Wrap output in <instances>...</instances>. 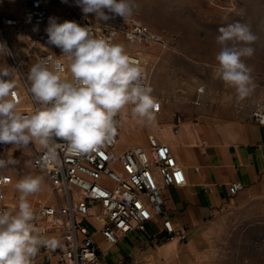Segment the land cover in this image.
<instances>
[{"label":"crops","instance_id":"1","mask_svg":"<svg viewBox=\"0 0 264 264\" xmlns=\"http://www.w3.org/2000/svg\"><path fill=\"white\" fill-rule=\"evenodd\" d=\"M21 5V0L17 1L16 9L7 12L20 15L17 11L22 12ZM5 9L4 6L2 10ZM18 50L23 54V66L30 70L37 61L36 55H25L24 42L19 43ZM0 67L14 70L12 77L23 99L22 106H29L28 91L19 72L10 63L0 62ZM158 92V96L151 92L162 101L161 110L154 113L152 122L133 119L134 106L129 104L126 106L129 123L121 110L119 131L127 123L128 128L142 134L143 143L117 148L149 150L150 135L171 147L184 168L187 183L165 188L164 203L174 225L186 230L187 240L166 239L162 217L155 215L147 221L145 229L118 232V241L109 243L99 231L101 222L92 215L98 210L95 206L84 222L96 231L95 241L103 251L99 264H163L165 261L169 264H256L257 256L259 264L264 263V232H260L259 248L251 251L239 246L242 243L234 235L235 229L247 222L254 221L264 227V122L249 105H240L236 99L215 92V82L203 94H197L192 88L181 94L165 87ZM40 149L38 144L6 145L7 158L15 161L4 170L11 178L5 189V202L13 214L18 211L20 196L15 184L27 176L20 166L28 163L31 166ZM31 168L43 177L41 190L27 197L36 215L41 206L57 205L62 197L42 170ZM236 181L242 182L243 188L232 193L230 185ZM50 188L54 201L43 202L41 195ZM48 259L41 256L34 264H45Z\"/></svg>","mask_w":264,"mask_h":264},{"label":"clouds","instance_id":"2","mask_svg":"<svg viewBox=\"0 0 264 264\" xmlns=\"http://www.w3.org/2000/svg\"><path fill=\"white\" fill-rule=\"evenodd\" d=\"M76 4L83 15L95 14L103 20L109 19L104 10L121 17L132 14L128 0H76ZM90 32V28L75 21L58 23L55 17H49L48 43L67 58L71 80L62 79L58 71L49 68L52 57L33 64L28 80L40 107L32 113L17 110L14 70L0 67V144H38L45 150L44 166H51L59 162L57 141L65 142L67 154L73 156L99 151L110 143L116 134L115 117L129 104L134 105L131 111L138 122L155 119L159 105L151 96V87L140 82L142 69L138 62L122 45L92 38ZM219 33L216 40L221 50L216 55L215 75L244 98L252 91V81L251 69L242 57H250L254 49L235 44L229 47L227 42L247 45L256 37L241 24L222 27ZM7 52L6 45L0 43V56ZM14 163L12 159L0 158V170ZM42 183V176H25L15 184L20 193L18 211H0V264H32L41 247L53 251L62 247L56 237L39 236L34 226L38 217L27 197L38 193Z\"/></svg>","mask_w":264,"mask_h":264},{"label":"built area","instance_id":"3","mask_svg":"<svg viewBox=\"0 0 264 264\" xmlns=\"http://www.w3.org/2000/svg\"><path fill=\"white\" fill-rule=\"evenodd\" d=\"M60 1L63 0H21L20 9L23 16L0 15V33L7 40L3 25H11L17 29L22 27L28 42L26 56L32 54L38 45L51 46L39 53H33L36 55V63L52 57L49 60V68L58 71L62 79L71 80L67 62L56 54L57 47L48 43L46 33L51 4L61 3ZM108 16V20L94 21L73 5H66L62 10L57 9V14L51 17H55L58 23L65 20L75 21L81 26L90 28L92 38H103L111 44L123 45L124 42H130L149 45L163 41L159 33L133 14L121 17L109 13ZM7 42L13 53L11 44L8 40ZM125 52L137 61L142 69L141 84L149 86L147 62L138 53L126 49ZM14 54L12 67L21 75L30 98V105L23 107V99L15 88L14 91L19 99L17 110L29 114L40 105L30 92L28 80L30 70H27L23 66L22 59L16 58ZM151 96L159 105L155 112H159L162 101L152 93ZM120 114L121 112L115 117V136L99 151L73 156L67 154L65 142L57 141L59 156L57 164L44 166L42 159L44 149H40L32 159L31 166L42 170L51 181L56 193L62 197V201L57 205L41 206L36 214L38 219L34 221L39 236L56 237L62 247L54 251L41 247L32 264L41 256L49 258L45 264H99L103 251L95 241L96 231L84 222V218L91 215L92 207L95 206L98 210L92 215L101 222L99 231L109 243L118 241V232L127 233L135 228L145 229L147 221L155 215L162 217L166 239L187 240L186 230L177 228L166 210L163 194L164 189L169 186H183L187 183L183 166L172 153L171 147L160 142L155 135L149 137V150L142 147L119 150L117 146ZM255 114L264 122V114L258 112ZM0 158L8 159L6 145L0 144ZM4 170H0V211L11 212L5 202V189L11 178ZM242 188L243 184L240 181L230 185L232 193ZM163 264L169 262L165 261Z\"/></svg>","mask_w":264,"mask_h":264},{"label":"rangeland","instance_id":"4","mask_svg":"<svg viewBox=\"0 0 264 264\" xmlns=\"http://www.w3.org/2000/svg\"><path fill=\"white\" fill-rule=\"evenodd\" d=\"M17 1L20 0H0L2 4L8 2L17 4ZM60 2L58 7L57 3L51 4L54 11H51L50 17L57 14V9L62 10L66 5H73L81 11L76 0ZM128 3L132 8V14L163 38L161 43L149 45L134 43L137 45L138 51L131 50L138 53L144 60L148 59L149 61L145 60L148 63L146 69L152 74V93L158 95V91L165 87L168 90H173L175 94H181L190 88L195 89L197 94H203L208 87L213 88L215 82V92L232 97L240 105H249L256 112L264 114V0H128ZM104 11L106 15L110 13L107 10ZM0 15L7 17L11 14L7 10L0 9ZM15 16H23V12L21 15ZM87 16L94 21L102 20L95 14ZM235 24L246 26L256 37L251 44L247 45L243 42H227L229 47L235 44L237 47L254 49L250 57H242L245 65L251 69L252 81L250 85L252 91L244 98L239 96L234 87L226 84L214 74L218 67L216 55L221 50V45L216 40V37L220 35L219 29ZM3 26L4 29L6 27L5 34H7L8 27L11 29V39L8 37L7 40L14 50V56L22 59L23 54L18 50V45L20 42H24L26 50L28 48L25 30L22 27H18V30L11 25ZM7 40L0 33V43L5 44L8 49L6 55L0 56V62L14 65L13 53ZM48 48L51 46L38 45L32 54ZM141 51L146 54H141ZM56 54L67 62L69 68L67 58L63 57L59 48H56ZM20 169L27 176L38 175L29 163L23 164ZM50 190L51 188L49 193ZM50 194L54 201V194L52 192ZM42 201L48 202L44 198ZM260 232H264V227H260L254 221L247 222L235 229V240L242 243L239 246L243 249H250V251L258 249ZM248 234L251 236L250 244L247 240ZM259 259L257 256L256 264H259Z\"/></svg>","mask_w":264,"mask_h":264},{"label":"bare ground","instance_id":"5","mask_svg":"<svg viewBox=\"0 0 264 264\" xmlns=\"http://www.w3.org/2000/svg\"><path fill=\"white\" fill-rule=\"evenodd\" d=\"M17 4L13 3V2H8V3H3L0 2V9H2L4 6L6 7L5 10L7 11H12L13 9H16ZM51 11H54V7L51 6ZM17 13H19L20 15L22 14L21 11H17ZM8 26V25H7ZM5 30H6V27H5ZM10 30V31H9ZM19 30V29H18ZM19 35V34H18ZM11 29L8 27L7 28V34H6V37L10 38L11 39ZM5 37V36H4ZM10 43V42H9ZM15 46V45H14ZM124 47V49L126 50H132V51H135L137 50L138 48H134L136 46V44L134 43H125L122 45ZM14 51V50H13ZM138 51V50H137ZM14 53V52H13ZM141 54H146L144 51H141ZM16 56V55H15ZM146 61H148V59H145ZM149 62V61H148ZM148 64V63H147ZM147 74H148V82H149V87L152 88V85H153V82H152V74H151V71H148L147 69ZM151 80V81H150ZM156 90V89H155ZM157 95V94H155ZM158 96V95H157ZM130 111V110H128ZM131 115V114H130ZM132 116V115H131ZM123 118H126L127 121L130 123V121L128 120L129 119V113L127 112V108L123 109V115H122ZM132 118L134 119V117L132 116ZM125 121V120H124ZM138 121V119H137ZM146 122V121H145ZM132 126V125H131ZM122 127V126H121ZM119 135H120V138H119V144H118V147H121V146H136V145H139V144H142L143 143V136L140 132H138L136 129H130L128 128L127 126V123L124 127H122V129L119 131ZM53 193L52 190H50V193ZM48 192H46L45 194L42 195V198L41 199H45L46 201L48 202H52L53 201V196L51 195Z\"/></svg>","mask_w":264,"mask_h":264}]
</instances>
